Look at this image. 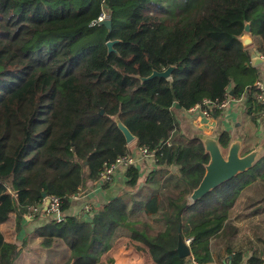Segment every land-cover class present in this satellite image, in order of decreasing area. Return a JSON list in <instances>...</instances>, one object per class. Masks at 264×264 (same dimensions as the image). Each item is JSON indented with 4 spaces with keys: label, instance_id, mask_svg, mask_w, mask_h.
<instances>
[{
    "label": "trees",
    "instance_id": "trees-1",
    "mask_svg": "<svg viewBox=\"0 0 264 264\" xmlns=\"http://www.w3.org/2000/svg\"><path fill=\"white\" fill-rule=\"evenodd\" d=\"M103 14L111 31L100 24ZM247 21L264 44V0H0V223L27 218L44 193L60 197L64 212L72 195L97 186L132 152L119 116L160 168L143 178L129 166L116 198L37 227L41 246L62 242L77 264H103L107 249L130 233L158 264H186L177 251L182 236L199 264L211 261L212 240L236 231L230 216L242 183L264 181V158L192 202L210 156L181 132L177 111L224 100L233 88L236 99L248 95L256 120L258 69L240 41ZM171 65V78L142 82ZM220 141L227 146L230 135ZM233 252L231 264H244ZM18 253L0 229V264H16Z\"/></svg>",
    "mask_w": 264,
    "mask_h": 264
},
{
    "label": "crops",
    "instance_id": "crops-1",
    "mask_svg": "<svg viewBox=\"0 0 264 264\" xmlns=\"http://www.w3.org/2000/svg\"><path fill=\"white\" fill-rule=\"evenodd\" d=\"M251 36L253 43L247 48L251 50V54L252 52H256L264 58V44H262L259 38L253 36L252 32ZM255 67L258 69V81H263L264 63ZM233 95H231V102L222 110V113H212L210 117L202 115L201 110L194 112L186 110L177 111L181 132L188 139L191 138L186 130L192 128L206 135H214L215 137H219L221 132L222 134L227 132L232 141L237 139L242 141L241 149L243 154L255 149L260 150V152L264 151V113L262 111L259 114L257 113L258 117L254 121L252 116L255 113L251 114L247 111L248 95L245 93L241 99H236ZM134 142L131 143V154L135 158V166L139 168L141 176L144 178L146 175L157 171L160 167L156 164L153 155L145 156L141 154ZM167 168L174 173L179 171L176 165H171ZM127 169L126 167H119L115 171L114 179L108 187L98 184L95 187L83 190V195L79 199H71L72 204L64 211V215H79L84 210L86 211L85 207L88 204H91L92 207L100 206L116 198L127 185ZM249 187H258V189H253L254 195L252 196L253 198L256 196L260 198L252 200L248 204V209L241 216L243 217L241 223L230 216V224L236 228V231L233 233L229 232L221 238H214L212 240L211 261L206 264H231V254H229V249L231 248H233L234 252L237 250L242 252L244 264H247L248 258L252 255L264 256V190L262 189L264 181L256 180L247 184L242 183V190L238 197L243 192H249L246 190ZM249 194L251 195V193ZM44 202H46V199ZM36 217L38 219L35 222L29 221L28 218L18 222L17 215L12 214L9 220L0 223V229L5 239L16 242L18 245L19 253L16 264H77L69 255V250L64 243L60 242L58 247L55 248H43L41 246L42 239L37 235L36 229L49 223L55 217L46 212H41ZM244 222H249L251 227L243 230L241 227H245L242 226ZM139 246L144 247L146 250L140 249ZM101 261L103 264H158L151 256L148 247L134 239L130 233L119 236L101 256ZM186 264L199 263L192 255L187 259Z\"/></svg>",
    "mask_w": 264,
    "mask_h": 264
},
{
    "label": "water",
    "instance_id": "water-1",
    "mask_svg": "<svg viewBox=\"0 0 264 264\" xmlns=\"http://www.w3.org/2000/svg\"><path fill=\"white\" fill-rule=\"evenodd\" d=\"M100 24L106 25L110 31L112 30L111 19H102ZM117 41L119 40H109L107 42L109 52L114 51V44ZM240 41L243 43L244 47H249L253 43L250 21L246 22L245 32L242 36H240ZM251 62L252 65L257 66L261 63H264V58L256 52H252ZM175 68V65H171L163 71L154 70L149 76L141 77V80L144 82L155 77H164L169 79L171 78L172 72ZM138 77H140V75H138ZM230 94H234L233 88L230 91ZM177 107L180 108V105L177 104ZM116 122L120 130L123 132L127 143H133L136 140L135 135L123 123L119 116L116 117ZM186 132L189 134L191 139L200 140L203 143L206 152L210 156L209 162L205 165V174L201 182L190 195L192 202L204 198L223 183L235 178L243 172L252 169L262 158H264V151L260 152L258 149L243 154L241 149L242 141L238 139L233 141L230 139L227 146L222 145L220 141L222 132L220 133L219 137H215L214 135H206L195 128L187 129ZM43 196L46 198L45 208H47V205L50 203V198L46 197L45 193ZM177 251L181 257L190 258L192 256L191 247L182 236H179Z\"/></svg>",
    "mask_w": 264,
    "mask_h": 264
},
{
    "label": "built area",
    "instance_id": "built-area-1",
    "mask_svg": "<svg viewBox=\"0 0 264 264\" xmlns=\"http://www.w3.org/2000/svg\"><path fill=\"white\" fill-rule=\"evenodd\" d=\"M105 16L106 15L103 14L99 18V21L104 19ZM255 86L259 90V92L257 94V98H258L259 103L262 104V106H263L262 113H264V80L263 81H261V80L257 81L255 83ZM231 97L232 96L230 95L229 97H226L224 100H205L204 105L206 107H203L202 105H196L195 107H193L189 111L194 112L196 110H201L202 115H204L206 117H210L212 115V113L209 110V108L217 107L220 109H225L229 105V103L231 102V100H232ZM137 148L141 154H143L145 156L153 155L155 157L154 151L149 150L148 147L137 146ZM131 165H135V158H134L133 154L128 153V154H124V155L119 156L117 158V160L113 164H111L102 173L99 184L111 183L114 179L115 171L119 167L128 168ZM82 195H83V191L82 192L79 191L78 193L72 195L70 198L71 199H79V197H81ZM61 202H62V200L58 196L50 197V203L47 205V208H45L46 202H43V204L38 205V206H31L27 210L26 217L28 219H31L41 212H46L47 214L54 216L57 221H63L65 219V215L61 209ZM92 208L93 207L91 204H88L85 207L86 211H90V210H92ZM186 241L190 245L191 239H188ZM263 264H264V262H263Z\"/></svg>",
    "mask_w": 264,
    "mask_h": 264
},
{
    "label": "rangeland",
    "instance_id": "rangeland-1",
    "mask_svg": "<svg viewBox=\"0 0 264 264\" xmlns=\"http://www.w3.org/2000/svg\"><path fill=\"white\" fill-rule=\"evenodd\" d=\"M106 18H107V16H105L104 19H106ZM256 184H254V185H256ZM253 189H258V187H252V188L249 187V189H246L249 192H243L242 195H240V197H238L236 202H235V205H234L235 208H233L231 216L234 217L236 220H238L239 223H241L243 221V217H241V216H243L245 214V210L248 209V207H247L248 204L250 202H252V200L260 198V197H257V196L253 198V196H252V195H254ZM262 189L264 190V187H262ZM249 193H251V195ZM36 216H34L33 218L29 219V221L32 220L31 222H35V220L38 219V217H36ZM249 224H250L249 222H244V225H242V226H245V227H241V228L243 230H245L246 228H250L251 226ZM19 242H21V241H19Z\"/></svg>",
    "mask_w": 264,
    "mask_h": 264
}]
</instances>
